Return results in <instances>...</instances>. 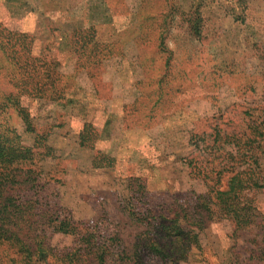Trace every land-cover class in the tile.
<instances>
[{
	"label": "rangeland",
	"instance_id": "1",
	"mask_svg": "<svg viewBox=\"0 0 264 264\" xmlns=\"http://www.w3.org/2000/svg\"><path fill=\"white\" fill-rule=\"evenodd\" d=\"M128 1L132 8L124 0H0V25L35 36L34 50L49 48L73 75L72 103H23L39 127L50 130L55 156L41 163L47 187L58 188L59 202L80 218L106 211L122 223L118 200L130 175L146 178L155 205L192 188L205 190L202 180L189 177L191 134L217 119H264V0H175L178 14L198 7L204 28L197 38L183 16H175L168 65L169 55L158 52L153 39L136 42L133 13L142 0ZM149 1L155 13L171 10L172 0L168 6ZM81 28L91 29L99 52H112L90 74L65 40H75ZM86 123L99 131L93 149L79 144ZM21 132L30 143L32 136ZM99 150L115 157L113 167L91 166ZM260 163L264 175V155ZM248 195L260 214L256 223L236 230L230 220L211 222L200 246L179 264H264V190ZM144 264L172 263L153 258Z\"/></svg>",
	"mask_w": 264,
	"mask_h": 264
},
{
	"label": "trees",
	"instance_id": "2",
	"mask_svg": "<svg viewBox=\"0 0 264 264\" xmlns=\"http://www.w3.org/2000/svg\"><path fill=\"white\" fill-rule=\"evenodd\" d=\"M151 2L135 6L141 8L133 13L136 42L153 39L158 52L169 55L168 65L167 38L179 7L172 0L170 11L155 13ZM160 2L168 6V0ZM123 5L132 8L128 0ZM179 14L191 34L201 38L204 17L198 7ZM90 34V28H81L75 40L65 38L78 67L88 74L112 53L99 52L100 43L90 42ZM34 41L28 32L0 25V264H144L153 258L179 264L200 246V233L211 222L230 220L236 230L256 223L260 214L248 194L264 190L260 116L217 119L191 134L195 148L187 155L189 177L202 180L205 190L192 188L155 205L146 178L130 175L119 194L122 223L106 211L97 218L77 217L57 199L59 189L47 187L50 179L45 180L41 163L55 156L50 130L39 127L23 103V98L72 103L73 75L64 72L49 48L34 50ZM20 127L32 136L30 143ZM98 138L99 131L86 123L79 144L93 149ZM114 165L115 157L101 150L92 157L93 168Z\"/></svg>",
	"mask_w": 264,
	"mask_h": 264
}]
</instances>
